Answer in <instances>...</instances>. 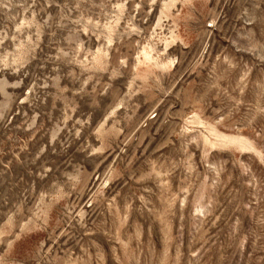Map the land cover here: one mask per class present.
Here are the masks:
<instances>
[{
    "label": "rangeland",
    "instance_id": "obj_1",
    "mask_svg": "<svg viewBox=\"0 0 264 264\" xmlns=\"http://www.w3.org/2000/svg\"><path fill=\"white\" fill-rule=\"evenodd\" d=\"M0 264H264V0H0Z\"/></svg>",
    "mask_w": 264,
    "mask_h": 264
},
{
    "label": "bare ground",
    "instance_id": "obj_2",
    "mask_svg": "<svg viewBox=\"0 0 264 264\" xmlns=\"http://www.w3.org/2000/svg\"><path fill=\"white\" fill-rule=\"evenodd\" d=\"M145 59H146L147 61H149V60H150L149 55L145 54ZM158 65H159V64H158ZM246 146H247V145H246Z\"/></svg>",
    "mask_w": 264,
    "mask_h": 264
}]
</instances>
